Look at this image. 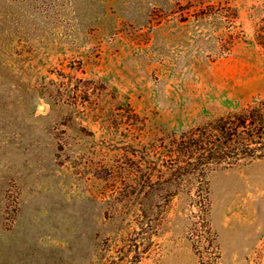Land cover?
<instances>
[{
	"label": "rangeland",
	"instance_id": "1",
	"mask_svg": "<svg viewBox=\"0 0 264 264\" xmlns=\"http://www.w3.org/2000/svg\"><path fill=\"white\" fill-rule=\"evenodd\" d=\"M251 109L264 0H0V264H264Z\"/></svg>",
	"mask_w": 264,
	"mask_h": 264
},
{
	"label": "trees",
	"instance_id": "2",
	"mask_svg": "<svg viewBox=\"0 0 264 264\" xmlns=\"http://www.w3.org/2000/svg\"><path fill=\"white\" fill-rule=\"evenodd\" d=\"M264 124V113L256 109H251L248 112H242L237 116V120L234 126L231 127L227 121L220 120L214 123H210L209 127L200 128L196 133H193L190 137V147L202 148L205 150V158L219 159L225 156L227 148L231 145H237L238 153H244V155L254 151V148L250 146L252 142L253 133L248 131V128L252 125ZM236 127V128H235ZM241 127L246 129V135L241 138L237 134V128ZM264 144V143H263Z\"/></svg>",
	"mask_w": 264,
	"mask_h": 264
},
{
	"label": "bare ground",
	"instance_id": "3",
	"mask_svg": "<svg viewBox=\"0 0 264 264\" xmlns=\"http://www.w3.org/2000/svg\"><path fill=\"white\" fill-rule=\"evenodd\" d=\"M40 109H42L43 108V106L40 104L39 106H38Z\"/></svg>",
	"mask_w": 264,
	"mask_h": 264
}]
</instances>
